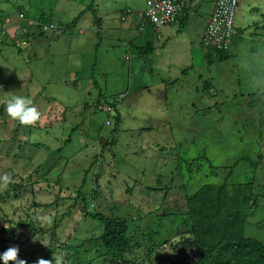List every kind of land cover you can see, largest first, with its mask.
Wrapping results in <instances>:
<instances>
[{
	"label": "rangeland",
	"instance_id": "obj_1",
	"mask_svg": "<svg viewBox=\"0 0 264 264\" xmlns=\"http://www.w3.org/2000/svg\"><path fill=\"white\" fill-rule=\"evenodd\" d=\"M20 6L36 31L54 12L44 24L57 31L32 35L22 51L0 48V178L8 177L0 195L24 188L0 200V253L17 246L27 264L52 252L75 264L83 247L80 257L97 258L103 226L88 214L99 211L138 221L130 223L143 245L137 264H181L187 199L204 185L233 190L253 178L259 202L245 236L264 243V42L249 39L242 53L209 63L197 11L184 28L155 32L140 28L146 0H0L4 27L1 16L17 21ZM238 14L242 32L256 26L264 36V0H240ZM13 95L32 101L36 122L20 126L7 115ZM115 98L119 125L108 114ZM31 222L39 234L20 226ZM42 231L54 232L52 243Z\"/></svg>",
	"mask_w": 264,
	"mask_h": 264
},
{
	"label": "trees",
	"instance_id": "obj_2",
	"mask_svg": "<svg viewBox=\"0 0 264 264\" xmlns=\"http://www.w3.org/2000/svg\"><path fill=\"white\" fill-rule=\"evenodd\" d=\"M7 1L8 0H4V2ZM92 7V5L88 6V9H93ZM21 8V6L18 7L19 16L17 21L15 19H8L9 15L1 16V20L7 19L9 27L12 25L20 27L16 33L22 42L31 39L32 35H45L42 28L45 25L44 23H46L45 21L49 18H58L55 16L54 12L47 18L42 15L41 19L37 20L36 31L35 29H31L28 25L26 26L23 24L24 20H22L21 16H25L26 11ZM60 8H62V6ZM81 13H85V11L83 10ZM93 16L94 22L99 24L100 27L101 19L96 14ZM78 19H80V17L76 18L73 23L76 24ZM1 24L3 28L4 24ZM72 24L68 26H72ZM236 29L237 31L239 30L237 23ZM2 32L3 31L0 30V36ZM4 47L6 49L7 47L17 48L18 51H22L16 44L11 43L8 45L6 39H1L0 48ZM140 50L141 52H148L151 50V44L148 43L147 46L140 48ZM205 57L209 63H212V58L214 61L223 63L230 57V53L229 51L208 49V54ZM109 105L113 109L112 114L116 112V116H114L115 124L119 125L121 123V116L119 113L117 114L119 103H117L116 98L109 103ZM18 124L20 126H28L20 123ZM21 149L23 151L24 148L21 147L19 150ZM234 169L235 167L232 170ZM213 175L215 176V173H213ZM253 181L254 178L250 180L249 183L239 185L233 190H230L228 185L225 184L219 187L216 185H204L194 195L187 199V215L190 221V228L189 230L185 228L182 229V232L187 231V236L183 237L184 240L178 247V251L180 253L184 252L185 254L181 264L184 262L187 264H264V243L245 236L248 209L253 204V206H255L259 202L258 196L253 194L251 187ZM23 190L24 188L22 187L14 186L6 191L5 195H0V200H4L5 197L11 196L12 193H14V196L17 198ZM88 216L99 222L100 226H103V234L97 240L101 242V244L99 247H95L98 253L97 258L90 260L80 257L81 254L84 256L82 252L83 247H75L76 251L73 255L75 257V264H96L97 261H101L102 264H137L135 257H132L136 254V249L141 248L143 245H140L141 242L133 240L131 237L132 226L130 224L132 223V225L140 227L137 220L133 219L132 221H127L126 219L114 215L107 216L99 211L89 213ZM34 224L39 223L31 222L29 225L24 224L20 226L33 230V234L37 235L40 231ZM53 234V231L41 232V236L44 237L47 235L51 243L54 238ZM90 240L91 239L87 241ZM50 245L51 247H49L52 249V244ZM58 249L71 251L72 247L69 246L65 248L60 245ZM56 253L57 252L49 253L43 259L48 260L50 264H54L56 260L54 254ZM67 259L68 256L64 257L65 262ZM147 264H149V262H147ZM166 264H170V262L167 261Z\"/></svg>",
	"mask_w": 264,
	"mask_h": 264
},
{
	"label": "built area",
	"instance_id": "obj_3",
	"mask_svg": "<svg viewBox=\"0 0 264 264\" xmlns=\"http://www.w3.org/2000/svg\"><path fill=\"white\" fill-rule=\"evenodd\" d=\"M185 4L186 0H146L143 16L158 30L175 24ZM239 5L240 0H216L214 12L202 40L207 49L230 50L232 40L238 34L236 18Z\"/></svg>",
	"mask_w": 264,
	"mask_h": 264
},
{
	"label": "clouds",
	"instance_id": "obj_4",
	"mask_svg": "<svg viewBox=\"0 0 264 264\" xmlns=\"http://www.w3.org/2000/svg\"><path fill=\"white\" fill-rule=\"evenodd\" d=\"M91 10H93V9H88V7H87L86 12L91 11ZM184 10H185V7L182 9L181 13L178 15V17L176 19V23L173 25L177 24L179 16L182 14V12ZM21 18H22V20H25V16H21ZM93 18H94V16H93ZM122 20H125V18L123 17ZM100 21H101L100 27H99V24L95 23L97 25V29L102 28L103 22H102V20H100ZM173 25H170V27ZM147 26L151 27L153 29V31H155V32H159L161 29L160 28V29L156 30L154 25L150 24L144 18L143 14H142V21L140 23V28H142V31H144ZM5 27H3V32L0 36V41H1V39H6V42L8 45H10L11 43H14L20 49L27 46V42L20 41V39L17 36V33L11 34L9 32L8 20H7ZM166 27H169V26H166ZM42 28H43V32H45V34L57 31V27H56L55 23L45 24ZM109 108L111 109V111H109L108 114L111 115L113 113V109L111 106H109ZM5 112L7 113V115L12 120L18 121L22 125L32 124V123L36 122L40 116V113L38 112L36 107L32 105V101L30 99H28L27 97H24V96H16V95H13L11 97V99H8L7 101H5ZM108 124H110L109 121H108ZM0 179H2L4 182H7L8 177L5 176V177L0 178ZM18 253H19V248L17 246H11V247L7 248L4 252L0 253V264H10V262H11V264H27V262L24 259H18ZM35 264H50V262L48 260L41 258V259H38L35 262ZM54 264H61V262L59 259H56L54 261Z\"/></svg>",
	"mask_w": 264,
	"mask_h": 264
},
{
	"label": "crops",
	"instance_id": "obj_5",
	"mask_svg": "<svg viewBox=\"0 0 264 264\" xmlns=\"http://www.w3.org/2000/svg\"><path fill=\"white\" fill-rule=\"evenodd\" d=\"M215 1L216 0H186V4H185V11L182 12V14L179 16V19L177 21L176 25H173L175 27V29L178 28H184L185 24L187 22H189L190 20L193 19H189V14L190 12L193 11H197L196 13L198 14L197 16H193L196 19V23L197 25H199V28L196 32V34L199 33L200 38H201V44H202V40L205 34V31L208 27L209 21H210V17L212 16L213 12H214V8H215ZM239 10V9H238ZM237 15H239L237 13ZM252 19H254V17H252ZM237 20V18H236ZM238 27V25H237ZM252 27V26H251ZM12 28L9 27L8 30L11 33L12 30H10ZM239 28V27H238ZM249 28V27H248ZM254 28V29H253ZM252 30H255L253 34L249 33L248 30H244V32L241 31V29L239 28V33L237 34V36H235L233 38L232 41V45L230 50H232L233 55H238L240 53H242L244 51V47H246V41H248L249 39L254 40V39H258L261 42H264V36L261 34H258L259 31V27H253ZM13 34V33H11ZM229 50V52H230Z\"/></svg>",
	"mask_w": 264,
	"mask_h": 264
}]
</instances>
